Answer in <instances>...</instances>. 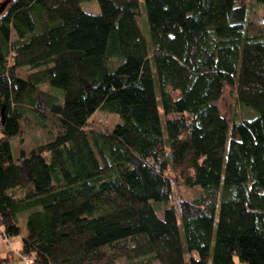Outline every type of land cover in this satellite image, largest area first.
<instances>
[{
  "label": "trees",
  "instance_id": "1",
  "mask_svg": "<svg viewBox=\"0 0 264 264\" xmlns=\"http://www.w3.org/2000/svg\"><path fill=\"white\" fill-rule=\"evenodd\" d=\"M81 1L0 12V233L24 213L31 264H264V14L250 33L235 0ZM28 119L55 131L12 156Z\"/></svg>",
  "mask_w": 264,
  "mask_h": 264
},
{
  "label": "rangeland",
  "instance_id": "2",
  "mask_svg": "<svg viewBox=\"0 0 264 264\" xmlns=\"http://www.w3.org/2000/svg\"><path fill=\"white\" fill-rule=\"evenodd\" d=\"M8 0H0V12L4 9ZM244 3L248 9V16L245 29L247 32H255L261 28L259 23L260 15L264 14V4L257 3L255 0H235V3ZM80 6L82 9L89 12H97L98 5L95 0L81 1ZM138 26L145 37L148 38V27L145 19L144 9L140 1V15L137 17ZM29 68L26 66L15 68V73L21 78H25ZM217 107L221 114L227 119L228 122L237 115H242L248 113V110L241 107L235 99L234 87L230 85H224L219 97L216 100ZM255 112H252L250 115H254ZM118 117L108 111L96 109L88 119V127L91 128H109L116 121ZM55 131V128L48 124L46 129L39 127L37 124L31 120H26L21 123L20 131L12 136L10 141V149L12 156H15L18 153V144L21 143L25 148L34 144L35 142L46 141L50 135ZM178 188V187H177ZM182 194L187 196L193 195V189H188L183 186L177 189ZM160 215V212H157ZM17 222L19 225L20 232L15 236H4L0 233V257H3L8 254L10 256L9 260L0 262L1 264L7 262H15L17 264H29L31 262L30 256H23L17 253V247L20 245V234L25 231V215L24 213H19L17 215ZM16 256H19V262L15 261ZM236 259V258H235ZM121 260H118L120 262Z\"/></svg>",
  "mask_w": 264,
  "mask_h": 264
},
{
  "label": "water",
  "instance_id": "3",
  "mask_svg": "<svg viewBox=\"0 0 264 264\" xmlns=\"http://www.w3.org/2000/svg\"><path fill=\"white\" fill-rule=\"evenodd\" d=\"M3 264H17V263H15V262H7V263H3Z\"/></svg>",
  "mask_w": 264,
  "mask_h": 264
},
{
  "label": "clouds",
  "instance_id": "4",
  "mask_svg": "<svg viewBox=\"0 0 264 264\" xmlns=\"http://www.w3.org/2000/svg\"><path fill=\"white\" fill-rule=\"evenodd\" d=\"M29 264H31V262H29Z\"/></svg>",
  "mask_w": 264,
  "mask_h": 264
}]
</instances>
